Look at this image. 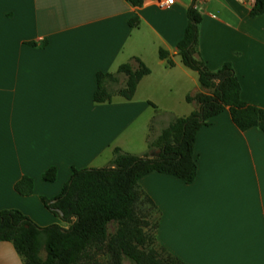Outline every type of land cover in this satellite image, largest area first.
I'll return each instance as SVG.
<instances>
[{
	"label": "crops",
	"instance_id": "1",
	"mask_svg": "<svg viewBox=\"0 0 264 264\" xmlns=\"http://www.w3.org/2000/svg\"><path fill=\"white\" fill-rule=\"evenodd\" d=\"M255 1L196 0L198 49L213 70L231 62L242 99L264 108V14L250 15ZM192 3L0 0V211L64 226L41 196H57L72 167L111 166L117 147L159 155L149 142L150 154L133 152L130 138L158 120L163 130L188 116L199 105L186 96L207 92L177 48ZM161 48L173 65L160 58ZM135 57L151 72L133 98L118 93L96 102L97 73L121 74L119 66ZM194 149L193 182L159 172L139 181L159 211L158 242L188 264H264V132L240 129L226 109L200 128ZM51 166L57 179L47 182ZM23 175L34 179L29 196L14 187ZM0 264L25 261L12 242L0 241Z\"/></svg>",
	"mask_w": 264,
	"mask_h": 264
},
{
	"label": "trees",
	"instance_id": "2",
	"mask_svg": "<svg viewBox=\"0 0 264 264\" xmlns=\"http://www.w3.org/2000/svg\"><path fill=\"white\" fill-rule=\"evenodd\" d=\"M135 5L143 0H129ZM196 0L188 8V24L183 38L177 43L182 62L199 75V81L207 92L187 95L188 102H197L199 107L185 117H176L158 135L149 141L150 146L160 148L158 156H139L115 148L114 158L108 167H72V174L60 193L48 198L41 196L44 205L54 214L61 216L67 224L53 223L40 226L21 210L0 211V241L12 242L25 264H103L90 261V249L108 250L113 260L110 264H120V254L132 258L135 264H188L168 251L158 255L153 249H143L146 235L139 214V205L148 200L156 209L152 199L141 189L139 181L144 176L159 172L174 176L185 183H191L197 176V156L195 142L197 132L226 109L233 122L242 130L257 127L264 132V108L248 103L241 97V83L231 62L220 68L211 69L200 56L198 49L199 24L201 14L195 6ZM264 14V0H256L250 15ZM136 18L130 19L132 27L137 26ZM162 59H168L165 49L159 50ZM132 63L119 66L118 72L126 75V86L119 94L130 100L140 80L151 70L139 58ZM173 65V61L168 59ZM114 77L111 73H97L96 102L111 101L106 88V80ZM57 167L51 166L43 173V180L54 182ZM23 196L34 192V179L23 175L14 185ZM62 212V215L60 213ZM118 221L114 235L108 232L109 224ZM158 227V225H157Z\"/></svg>",
	"mask_w": 264,
	"mask_h": 264
},
{
	"label": "rangeland",
	"instance_id": "3",
	"mask_svg": "<svg viewBox=\"0 0 264 264\" xmlns=\"http://www.w3.org/2000/svg\"><path fill=\"white\" fill-rule=\"evenodd\" d=\"M133 66L134 67L137 66V63L135 61H133ZM125 80L126 78L124 77L123 73L114 75V77L106 80L105 82L106 88L108 89V91L110 92L112 96L117 95L120 91L122 84L125 82ZM177 112L181 113V111H177ZM172 114H167V116L171 119ZM162 119L166 120V118H162ZM160 123L161 122H159L158 120V122H156L152 126L151 131L147 129L146 133L144 132L141 134L140 132L139 135L132 136V138H130L131 141L129 144L131 146V150H133V152H138L139 154L141 152L142 153L145 152V149H148V146H146L148 145V142L156 140L158 135L161 133L162 128H161ZM147 135L149 137H147ZM147 152H149L150 154L151 151L148 149ZM139 214L143 221L145 220L149 221V225L147 226L143 225L142 227L143 233L146 235L145 244L142 246L143 249L146 251L153 249L156 252V254L165 255V253L168 251L167 250L164 251L165 248L158 242L157 234H156L157 225L159 222V211L148 200L143 199V201L139 205ZM57 217H59V219L62 221V218L60 216H57ZM64 226H67V224L65 223ZM118 227H119L118 221H112L109 224V228H108L109 234L110 235L116 234ZM89 252L90 254H92L91 259H90V261L92 262L97 260L103 264H110L113 260L112 254L106 249H102L101 251H98L96 250V247H92ZM119 262L120 264H135L132 258L122 253L119 256ZM85 263L86 261H84V264Z\"/></svg>",
	"mask_w": 264,
	"mask_h": 264
},
{
	"label": "built area",
	"instance_id": "4",
	"mask_svg": "<svg viewBox=\"0 0 264 264\" xmlns=\"http://www.w3.org/2000/svg\"><path fill=\"white\" fill-rule=\"evenodd\" d=\"M176 1L177 0H172L171 3H168V0H154L156 5L160 8H166V7L172 6L176 3Z\"/></svg>",
	"mask_w": 264,
	"mask_h": 264
},
{
	"label": "snow or ice",
	"instance_id": "5",
	"mask_svg": "<svg viewBox=\"0 0 264 264\" xmlns=\"http://www.w3.org/2000/svg\"><path fill=\"white\" fill-rule=\"evenodd\" d=\"M172 2V0H168V3H171Z\"/></svg>",
	"mask_w": 264,
	"mask_h": 264
},
{
	"label": "water",
	"instance_id": "6",
	"mask_svg": "<svg viewBox=\"0 0 264 264\" xmlns=\"http://www.w3.org/2000/svg\"><path fill=\"white\" fill-rule=\"evenodd\" d=\"M61 215H62V212L60 211Z\"/></svg>",
	"mask_w": 264,
	"mask_h": 264
}]
</instances>
